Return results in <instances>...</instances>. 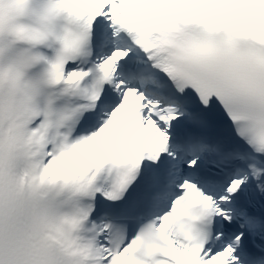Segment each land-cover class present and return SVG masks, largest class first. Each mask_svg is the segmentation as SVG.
<instances>
[{
    "label": "snow or ice",
    "instance_id": "1",
    "mask_svg": "<svg viewBox=\"0 0 264 264\" xmlns=\"http://www.w3.org/2000/svg\"><path fill=\"white\" fill-rule=\"evenodd\" d=\"M0 264H264V0H0Z\"/></svg>",
    "mask_w": 264,
    "mask_h": 264
}]
</instances>
